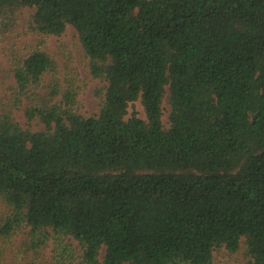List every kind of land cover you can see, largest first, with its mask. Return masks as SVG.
<instances>
[{
	"label": "trees",
	"instance_id": "obj_1",
	"mask_svg": "<svg viewBox=\"0 0 264 264\" xmlns=\"http://www.w3.org/2000/svg\"><path fill=\"white\" fill-rule=\"evenodd\" d=\"M24 6L39 35L76 29L105 93L83 114L47 50L14 62L0 235L52 241L50 264H264V0H0V20Z\"/></svg>",
	"mask_w": 264,
	"mask_h": 264
},
{
	"label": "rangeland",
	"instance_id": "obj_2",
	"mask_svg": "<svg viewBox=\"0 0 264 264\" xmlns=\"http://www.w3.org/2000/svg\"><path fill=\"white\" fill-rule=\"evenodd\" d=\"M34 12V7L24 6L17 10L12 18L0 20V79L3 81L0 84V97L8 96L11 90L7 88V85L15 84L12 71L14 62L34 49L42 48L57 60L59 77L64 85L69 79L78 86L79 111L86 115L97 113L105 93L104 82L91 75L84 48L76 29L72 25H68L62 35H49L47 37L39 35L32 29ZM46 78L48 80V76ZM26 104L27 102L23 106ZM163 107V122L168 127L170 125L168 95L164 98ZM22 108L16 110L15 115L26 126L27 121ZM134 109L137 110L139 116L146 117L141 98L130 105L128 116ZM34 128L42 129L43 125L36 123ZM6 211L7 209L0 201V213L3 214ZM24 239V235L20 233L13 235L10 239L0 235V264H50L52 241L37 257L32 252L23 251ZM73 242L76 241L73 240ZM104 252L103 249L101 258ZM248 260L249 258L243 251L231 254L227 249L222 248L215 251L214 264H249Z\"/></svg>",
	"mask_w": 264,
	"mask_h": 264
}]
</instances>
